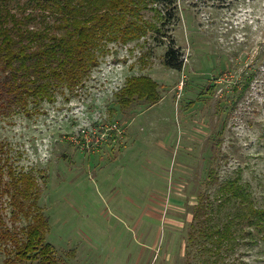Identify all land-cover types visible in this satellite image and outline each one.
<instances>
[{"label":"rangeland","instance_id":"obj_1","mask_svg":"<svg viewBox=\"0 0 264 264\" xmlns=\"http://www.w3.org/2000/svg\"><path fill=\"white\" fill-rule=\"evenodd\" d=\"M176 5L169 34L180 70L163 66L167 40L113 43L74 94L59 89L31 117H0V143L17 171L36 177L46 240L67 264H188L197 195L216 188L204 185L210 168L219 184L240 173L264 206V0ZM140 75L161 99L120 110L114 93ZM238 246L218 264H264L262 243Z\"/></svg>","mask_w":264,"mask_h":264},{"label":"trees","instance_id":"obj_2","mask_svg":"<svg viewBox=\"0 0 264 264\" xmlns=\"http://www.w3.org/2000/svg\"><path fill=\"white\" fill-rule=\"evenodd\" d=\"M177 10L176 0H0V117H31L42 103H53L59 89L74 94L113 43L125 46L149 36L158 44L167 40L163 66L180 70L182 53L169 34ZM254 78L244 77L241 88H234L239 97ZM158 89L149 76L126 77L114 102L120 110L135 101L155 105ZM204 185L216 188L197 195L186 262L218 264L242 240L264 245V206L250 199L240 173L219 184L210 168ZM39 191L33 173L17 171L0 143V264H67L46 240L49 220L38 205ZM7 219L24 225L12 228Z\"/></svg>","mask_w":264,"mask_h":264},{"label":"crops","instance_id":"obj_3","mask_svg":"<svg viewBox=\"0 0 264 264\" xmlns=\"http://www.w3.org/2000/svg\"><path fill=\"white\" fill-rule=\"evenodd\" d=\"M125 134V133H124Z\"/></svg>","mask_w":264,"mask_h":264}]
</instances>
